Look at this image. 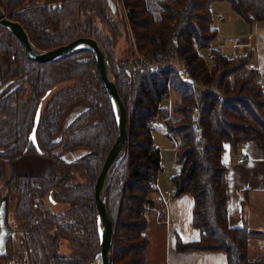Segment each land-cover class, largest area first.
I'll return each instance as SVG.
<instances>
[{
    "label": "trees",
    "instance_id": "16d2710c",
    "mask_svg": "<svg viewBox=\"0 0 264 264\" xmlns=\"http://www.w3.org/2000/svg\"><path fill=\"white\" fill-rule=\"evenodd\" d=\"M213 1H227L250 22L264 20V0H124L136 47L146 59L131 61L126 26L117 32L113 20L116 0H0L5 13L20 21L41 49L92 36L107 51L129 116L128 146L107 197L115 235L112 264H146L147 205L155 207L151 195L157 193L162 168L149 125L157 115L165 117L168 135L177 143L180 167L172 176L174 194L194 196L193 221L201 232L198 239L178 237L176 248L225 250L223 264H264V250L248 257L250 239L262 238L264 232L251 230L246 222H228L222 161L225 139L237 148L246 139L264 138V89L257 71L246 70L244 61L236 64L211 47L216 56L210 65L199 51L217 36ZM119 36L126 44L123 56L115 50ZM0 54L8 56V70L0 76V87L7 83L0 93V159L39 152L29 144V135L42 101L39 153L57 163L52 176L18 174L0 182V198L7 188L8 196L12 189L16 196L15 209L8 211L14 233L0 252V263L87 264L100 244L94 185L118 133L95 53L80 47L52 62L33 61L0 23ZM176 58L182 60L181 70L171 65ZM169 89L177 94L172 107L177 118L159 106ZM80 100L87 106L60 130L66 110ZM80 146L88 152L72 161L62 158L63 152Z\"/></svg>",
    "mask_w": 264,
    "mask_h": 264
},
{
    "label": "crops",
    "instance_id": "0c3cea01",
    "mask_svg": "<svg viewBox=\"0 0 264 264\" xmlns=\"http://www.w3.org/2000/svg\"><path fill=\"white\" fill-rule=\"evenodd\" d=\"M211 5L217 9L214 14L218 13L220 9L225 12L231 11L223 1H214ZM232 21L236 24H241L242 21L247 24V27L244 29L242 27V31L237 33V36L246 33L254 34L256 61L261 70L264 71V20L247 23L243 18L234 16ZM215 27L217 28V26ZM232 40L236 39L232 38ZM223 45H216V47L225 48ZM262 86L264 89V80ZM80 109H83L82 104L73 109L72 112L74 113L70 118L66 116L64 119L70 120ZM155 144L160 148L162 168L157 179V193L151 195L156 203L148 215L146 235L149 238V245L146 250V264L225 263L227 254L222 249L188 248L178 250L176 248L178 237L185 241L200 237V229L193 221L194 196L191 193H181L161 197L160 192L163 189L174 191L175 185L172 176L180 165L177 162L178 166H174L170 173L165 174L162 153L165 150L176 151L177 153V143L175 141L173 147ZM67 152L69 156L64 157V152L61 156L65 160H71L87 153L88 149L80 146L65 151V153ZM239 157H244V160L239 161ZM222 161L226 166L227 214L230 226H242L246 222L251 230L264 232V138L246 139L237 148H233L231 142L225 139L223 141ZM263 250L264 237L250 239L248 244V257L250 259L258 257Z\"/></svg>",
    "mask_w": 264,
    "mask_h": 264
},
{
    "label": "water",
    "instance_id": "95a60500",
    "mask_svg": "<svg viewBox=\"0 0 264 264\" xmlns=\"http://www.w3.org/2000/svg\"><path fill=\"white\" fill-rule=\"evenodd\" d=\"M0 23L7 27L18 38L24 48L27 58L38 62H52L68 52L80 48L88 47L95 53L97 64L105 87L113 102L118 123L117 137L106 155L102 169L99 172L94 189L96 198V208L98 214V226L100 232V244L93 253L87 264L100 256L102 264H112V248L114 242L113 223L107 207V197L110 181L114 169L126 152L129 139V116L126 104L118 90L116 78L109 63L108 54L105 47L92 36H79L68 43L58 45L48 49H41L33 44L28 32L22 23L11 18L6 14L0 2ZM111 71V72H110ZM7 83L0 87V93ZM44 98V97H43ZM42 101L39 104L33 129L29 135V144L33 143L39 152H42L36 135L37 124L41 114ZM14 231L8 225V192L3 194L0 199V252H4L7 246V240Z\"/></svg>",
    "mask_w": 264,
    "mask_h": 264
},
{
    "label": "rangeland",
    "instance_id": "374dc122",
    "mask_svg": "<svg viewBox=\"0 0 264 264\" xmlns=\"http://www.w3.org/2000/svg\"><path fill=\"white\" fill-rule=\"evenodd\" d=\"M116 1L118 4V10L114 15L115 17L113 20L117 23V25H116L117 26V28H116L117 32L124 29L123 25L126 26V29L128 31L130 42H131V48H129V50H128L129 54H127V56L128 55L130 56L131 61H133L134 59L135 60H139V59L146 60L145 57L138 51V49L136 47L135 36H134L133 30H132V24H131V21L129 20L128 16H127L128 7L125 5L124 0H116ZM217 2H219V1H217ZM223 2H225V4L227 6H229L231 11L225 12L224 10L218 8V9H220V10H218L220 13L218 12V13L214 14L215 11H217V9L214 8V5H211V10L213 12V25L217 26L219 32L217 31V36L212 39L209 47L199 48V51L207 58V61L210 65L213 63V59H210L208 57L209 53L211 52V47H213L215 49H222L223 51H225L227 53V55L231 56V53L233 50V45L231 42V41H233L232 38L240 41L241 43H243V42L245 43L247 40L252 38L253 44H254V34L253 33H250V34L246 33L245 35L237 36V33L242 31V27H243V29L246 28L247 24H245L243 21L241 22V24H236L235 22H233L232 19L234 16H237L238 18H243V19H244V17H242L240 14L238 15L236 13V11L232 8L230 3H228L227 1H223ZM249 16L251 18H253L252 14H249ZM244 20L247 23L250 22L246 19H244ZM105 30L109 32V28H105ZM110 33H111V31H110ZM123 40H124V36H119L117 38L118 42L115 46V50L116 51L120 50V52H121L120 55H122V56H123V54L124 55L126 54L125 52H123L125 50V47H126V44H123ZM222 44L225 45V48H217L216 47V45L221 46ZM254 46H255V44H254ZM133 51H134V54H133ZM253 58L256 60V53L255 52L253 53ZM234 60H235L236 64H241V62H238V60H241V59H238V60L234 59ZM181 61L182 60H179V58L178 59L176 58V61L174 60L173 62H171L172 63L171 65L174 68L176 67V69L181 70V66H180ZM7 63H8V56L5 54H0V76L7 72V70H8V64ZM151 65H156V67L158 66V64L152 63V62H151ZM129 68L132 69L133 67H129ZM172 93H173V104H174V101L177 99V94L174 91H172ZM80 104H82L83 108L87 106V103L85 100H80V101L75 102L72 105H70V107L66 110L65 114L63 115V117L61 119L62 121L60 124L61 125L60 130L64 131L66 128L65 127L66 124L71 120V119L66 120V119H64V117L66 118V116H67V118H70V116L74 113V112H72L73 109H75V107L80 105ZM78 112H76V113H78ZM170 112H171V109L169 110V113ZM75 114L72 117H74ZM171 114H172L173 118L179 117V114H177V113L171 112ZM63 119H64V121H63ZM160 126H161L160 128H156L153 130V136H154L155 143L159 144L160 146L173 147L175 139H173L172 137H170L168 135V130L162 124H160ZM62 128H64V129H62ZM176 154H177L176 151H170V150L163 151L162 162L164 165L165 174L168 172L170 173L172 171L173 167L177 165ZM63 155H64V157H66L68 155V152L67 153L64 152ZM72 160H75V159H71L68 161H72ZM56 173H57V163H56L55 158H53L50 155L41 154L39 152H29V153H26V154H24V155H22L16 159H10V160L0 159V182L1 183L4 182V180H8L9 178H12L18 174H40V175L52 176ZM0 186H1V184H0ZM6 191L9 194L8 188ZM8 200H9L8 201V211L11 214V212H13V210L15 209V206H16V196H15L14 189H12L11 194L8 196ZM114 238H115V235H114ZM113 244H114V242H113Z\"/></svg>",
    "mask_w": 264,
    "mask_h": 264
},
{
    "label": "built area",
    "instance_id": "2783aa9c",
    "mask_svg": "<svg viewBox=\"0 0 264 264\" xmlns=\"http://www.w3.org/2000/svg\"><path fill=\"white\" fill-rule=\"evenodd\" d=\"M231 42L233 45V50H232L231 56L227 55V53L225 51H223L222 49H217L220 52V55L222 57H226V58H234L237 60L241 59V60H238V62L244 61V67L246 68V70L257 71L258 80L260 82H263L264 71L261 70V68L259 67L256 60L253 58L255 46L253 44L252 38L247 40L245 43L243 42L244 44L238 40H233ZM215 56H216V53L214 51H211L208 55V57L210 59H214ZM151 66L156 67V65H151ZM130 67H133V64H131ZM159 106L167 108L168 110L171 109V112H172L173 93H172L171 89H169L167 92L164 93L162 99L159 101ZM171 112H170V114H171ZM160 124H162L168 130V125L166 123V119L164 116L157 115L155 118H153L152 120L149 121V125L153 129L160 128L161 127ZM199 133H200V131H199ZM243 160H244V157H239V161H243ZM160 194H161V197L164 198L168 194H174V191L165 189V190H162V192H160ZM151 208L152 207L150 205H147V212L151 211Z\"/></svg>",
    "mask_w": 264,
    "mask_h": 264
},
{
    "label": "bare ground",
    "instance_id": "6f19581e",
    "mask_svg": "<svg viewBox=\"0 0 264 264\" xmlns=\"http://www.w3.org/2000/svg\"><path fill=\"white\" fill-rule=\"evenodd\" d=\"M111 72V71H110ZM92 264H102V260H101V257L100 256H98L94 261H93V263Z\"/></svg>",
    "mask_w": 264,
    "mask_h": 264
}]
</instances>
